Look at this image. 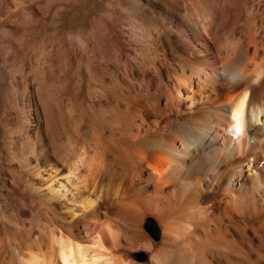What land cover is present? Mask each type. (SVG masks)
Here are the masks:
<instances>
[{
	"label": "bare ground",
	"instance_id": "1",
	"mask_svg": "<svg viewBox=\"0 0 264 264\" xmlns=\"http://www.w3.org/2000/svg\"><path fill=\"white\" fill-rule=\"evenodd\" d=\"M205 2L214 29L150 1L130 9L141 21L130 32L152 37L96 88L97 121L71 123L41 81L25 108L6 59L0 163L11 186L0 176V198L21 189L51 220L43 241L15 237L9 259L0 245V264H141L140 248L148 264H264V243L248 235L264 224V9L243 19Z\"/></svg>",
	"mask_w": 264,
	"mask_h": 264
},
{
	"label": "rangeland",
	"instance_id": "2",
	"mask_svg": "<svg viewBox=\"0 0 264 264\" xmlns=\"http://www.w3.org/2000/svg\"><path fill=\"white\" fill-rule=\"evenodd\" d=\"M149 1L178 10L182 15L191 12L206 28L214 29L215 20L207 15L205 0H0V72L4 71L6 59L13 58L9 69L14 67L18 83L27 88L28 96L22 101L25 108L33 110L39 101L38 81H41L50 90L57 112L67 106L71 123L102 119L95 90L107 85L112 76L120 75V67L128 57L146 51L145 41L152 37L151 31H146L148 35L132 34L128 25L132 20L141 22L132 16L130 9ZM215 2L221 12L243 19L264 9V0ZM217 20L220 21V15ZM2 82L0 79V92L5 94L11 84L4 87ZM0 176L11 186L4 162L0 163ZM20 190L10 188L0 198V228L10 232L7 237H0V245L8 259L11 248H18L15 237L32 235L43 241L47 236L45 227L51 220L43 205L29 193L21 195ZM225 203L220 202V206ZM148 217L157 220L153 215ZM263 225L256 224L258 228L248 232L255 248L264 243ZM159 227L163 234V226ZM255 252V258L261 255ZM132 254L137 263L150 261L139 256L148 254L143 248Z\"/></svg>",
	"mask_w": 264,
	"mask_h": 264
},
{
	"label": "water",
	"instance_id": "3",
	"mask_svg": "<svg viewBox=\"0 0 264 264\" xmlns=\"http://www.w3.org/2000/svg\"><path fill=\"white\" fill-rule=\"evenodd\" d=\"M147 229L155 240L160 239V228L153 218L148 219Z\"/></svg>",
	"mask_w": 264,
	"mask_h": 264
}]
</instances>
